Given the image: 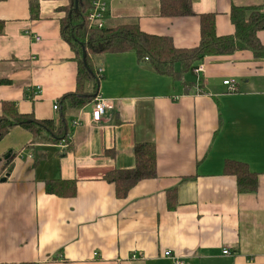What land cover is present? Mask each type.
Instances as JSON below:
<instances>
[{
	"label": "crops",
	"instance_id": "crops-1",
	"mask_svg": "<svg viewBox=\"0 0 264 264\" xmlns=\"http://www.w3.org/2000/svg\"><path fill=\"white\" fill-rule=\"evenodd\" d=\"M106 2L105 27L136 20L181 48L198 45L201 14L214 13L218 35H232L234 6L264 4L191 0L192 15L169 17L162 0ZM69 4L0 0V112L9 100L38 119H59L54 104L75 90L78 73L61 35ZM259 37L264 44V30ZM94 59L99 94L111 101L100 121L91 101L74 114L80 123L69 146L45 134L34 141L21 126L0 141L2 179L8 175L0 179V264H173L167 250L188 264H264V58L251 50L208 56L180 79L139 63L134 52ZM142 142L156 145L157 176L119 198L104 175L135 167ZM227 159L258 174L255 192L239 191L236 176L224 172ZM53 180L76 181L77 194L49 193Z\"/></svg>",
	"mask_w": 264,
	"mask_h": 264
},
{
	"label": "trees",
	"instance_id": "trees-1",
	"mask_svg": "<svg viewBox=\"0 0 264 264\" xmlns=\"http://www.w3.org/2000/svg\"><path fill=\"white\" fill-rule=\"evenodd\" d=\"M93 1L79 0L80 12L77 13L74 11L75 0H70L66 15L61 21V35L75 53L78 73L75 90L64 93L57 100L59 119H38L33 113L21 112L16 102L5 100L0 112V141L12 128L21 126L33 134L34 141L45 134L48 135L49 141L65 143L69 146L70 134L75 123L74 114L94 101L95 94H99L102 74L98 71L94 58L100 55L134 52L139 63L147 64L155 72L174 79L182 78L185 71L208 56L251 50L256 57L264 58V44L259 37V32L264 30L263 6H234L231 18L235 25V33L232 35H218L214 13L201 14L198 45L181 48L175 45L170 36L143 31L136 20L106 26L103 29L89 28L85 18L86 13L93 6ZM161 11L162 15L169 17L193 14L191 0H162ZM4 27V21L0 20V34L4 32ZM84 49L87 52L86 60L91 72L83 61ZM9 153L12 154L11 151ZM135 155V167L113 169L104 175L106 181L115 184L119 198H125L138 182L157 176L155 143H137ZM10 162L9 160L6 164ZM2 168L0 167V179H2ZM224 172L236 176L240 192L257 190L258 174L252 171L247 163L227 159ZM46 190L61 197H73L77 194V183L73 180H53L47 183ZM175 199L176 193L171 190L170 203L173 204Z\"/></svg>",
	"mask_w": 264,
	"mask_h": 264
},
{
	"label": "built area",
	"instance_id": "built-area-1",
	"mask_svg": "<svg viewBox=\"0 0 264 264\" xmlns=\"http://www.w3.org/2000/svg\"><path fill=\"white\" fill-rule=\"evenodd\" d=\"M262 11L264 13V4H263ZM106 13H107V2H106V0H94L93 6L86 13L85 19H86V22L88 24V27L92 28V29H103L105 27ZM39 39H40V37H37V40H39ZM202 68H203V66H201L200 69H202ZM99 72H102V70L100 69ZM224 84L228 86V89L231 92L238 90L237 83L232 79L224 80ZM37 92L39 93V90ZM110 106H111V101L109 99L104 98L100 94H97V96L94 100L93 119L97 122L100 121ZM54 108H55V110H58L57 101L54 104ZM79 123H80V121L76 120L74 124L77 125ZM63 144L66 145L65 143H63ZM223 252L225 254H230V249L228 247H226V248H224ZM164 256L167 258H170L173 261V264H188V262L184 258L173 253L171 250L165 251ZM134 257H135V255H134Z\"/></svg>",
	"mask_w": 264,
	"mask_h": 264
},
{
	"label": "water",
	"instance_id": "water-1",
	"mask_svg": "<svg viewBox=\"0 0 264 264\" xmlns=\"http://www.w3.org/2000/svg\"><path fill=\"white\" fill-rule=\"evenodd\" d=\"M74 11L79 13V0H75V8H74ZM87 52H86V49L83 50V61L85 63V65L87 66L88 70L91 72V69L90 67L87 65ZM95 97L97 96V94L94 95ZM9 157V155H7L5 157V159H7ZM0 162H1V159H0ZM8 175H6L5 177H3L2 181H5L7 179Z\"/></svg>",
	"mask_w": 264,
	"mask_h": 264
}]
</instances>
